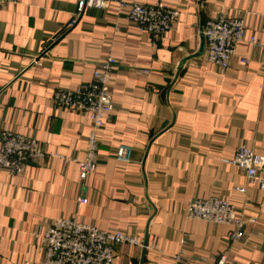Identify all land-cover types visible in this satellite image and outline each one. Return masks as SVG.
<instances>
[{
  "label": "crops",
  "instance_id": "0c3cea01",
  "mask_svg": "<svg viewBox=\"0 0 264 264\" xmlns=\"http://www.w3.org/2000/svg\"><path fill=\"white\" fill-rule=\"evenodd\" d=\"M124 1H163L180 13L155 37L116 4L86 9L71 28L76 0L0 4V132L34 138L49 154L20 174L0 169V264H38L45 227L68 216L137 236L143 246H114L121 264H173L179 250L186 264L222 253L229 263L264 264V191L224 160L239 145L264 155V52L241 43L236 54L249 64L236 56L222 72L206 62L200 35L224 13L243 17L247 34L264 42V0ZM107 55L118 61L113 110L97 132V167L80 181L90 121L53 95L90 81ZM121 145L131 148L129 162L116 158ZM210 196L257 218L243 239H231L232 226L186 217L189 201Z\"/></svg>",
  "mask_w": 264,
  "mask_h": 264
},
{
  "label": "built area",
  "instance_id": "2783aa9c",
  "mask_svg": "<svg viewBox=\"0 0 264 264\" xmlns=\"http://www.w3.org/2000/svg\"><path fill=\"white\" fill-rule=\"evenodd\" d=\"M15 4L17 0H0V4ZM110 4L120 9H127L129 21L144 33L152 36H163L169 31L179 16V10L168 6L163 1L152 4L127 3L124 0H76V8L68 23V28L75 26L86 9L104 10ZM264 32V13L261 14ZM205 47L206 62L213 63L223 72L229 69L232 60L237 56L236 48L241 43L264 52V42L246 32L245 21L241 16H227L219 13L207 19L201 27ZM264 57V56H263ZM242 66H247L250 59L237 56ZM118 61L111 55L97 62L93 69L92 79L80 84L77 88L59 89L54 92L53 101L72 111L84 113L90 121V131L86 136L83 157L77 160L80 181L85 180L97 167L98 136L110 112L113 110L111 82L113 70ZM264 76V60L262 63ZM49 156L31 137L17 131L0 132V169L9 174H20L28 164H39ZM52 157H62L51 154ZM116 158L129 162L131 148L126 145L118 147ZM66 162L68 158L64 159ZM225 161L244 171L247 181L256 183L264 191V155L256 153L246 145H239L235 154ZM244 192L245 188H236ZM85 200L80 199V202ZM187 218L198 219L216 224L232 226L231 239L239 241L244 237L247 225L257 222V218H245L235 204L218 196L205 199L195 198L185 207ZM41 235V259L38 264H121L117 261L114 246L126 244L143 246V242L134 235L119 230H103L94 224L85 223L75 216L56 218L45 227ZM184 250H179L173 258V264H186ZM211 264H233L227 261L225 253L220 254Z\"/></svg>",
  "mask_w": 264,
  "mask_h": 264
},
{
  "label": "water",
  "instance_id": "95a60500",
  "mask_svg": "<svg viewBox=\"0 0 264 264\" xmlns=\"http://www.w3.org/2000/svg\"><path fill=\"white\" fill-rule=\"evenodd\" d=\"M202 45H204L203 39H202Z\"/></svg>",
  "mask_w": 264,
  "mask_h": 264
}]
</instances>
